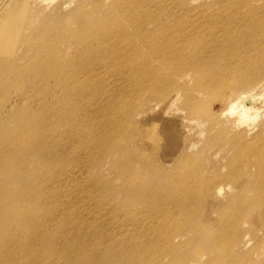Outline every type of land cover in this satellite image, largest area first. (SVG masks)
Returning <instances> with one entry per match:
<instances>
[{
    "label": "bare ground",
    "instance_id": "6f19581e",
    "mask_svg": "<svg viewBox=\"0 0 264 264\" xmlns=\"http://www.w3.org/2000/svg\"><path fill=\"white\" fill-rule=\"evenodd\" d=\"M221 5L0 0V264H264V0Z\"/></svg>",
    "mask_w": 264,
    "mask_h": 264
},
{
    "label": "rangeland",
    "instance_id": "374dc122",
    "mask_svg": "<svg viewBox=\"0 0 264 264\" xmlns=\"http://www.w3.org/2000/svg\"><path fill=\"white\" fill-rule=\"evenodd\" d=\"M203 2H204V3H207V2H208V3H214V4H216V5H221V3L223 2V0H203ZM54 4H56V3H54ZM221 6H222V5H221ZM211 61H213V59H212V58H209V60L207 61V64L210 63ZM188 87H194V86L188 84ZM221 88H222V86H221V87H217V88H215V89H214V92H215L216 94H218V93L220 92ZM227 91H228V93H231V90H230V89H227ZM10 93H12V91H11ZM13 95H15V94L12 93V94H11V98H12ZM18 97H19V96H17V98H18ZM147 97L150 98L149 96H147ZM11 101H12V100H11ZM12 102H13V101H12ZM23 102H24V100H23L22 98H20V99H18V103H17V104H21V103H23ZM4 103H6V101H5ZM259 105L261 106V109H264V103L261 102V104H259ZM214 106H215V109H216V110H220V108H221L222 106H224V105H222L221 100L218 99V100L215 102V105H214ZM15 108H16V107H14L13 109L15 110ZM11 111H12V108H10V107L8 106V103H7L6 105H4V104H0V112H2L4 115H6V114H10ZM171 116H172V115H170V116L167 117V118L171 119V118H172ZM149 118H150V119H151V118L154 119V121L150 120V124H151L152 126H161V127L163 128V133H164V131H165V129H166L165 127L169 126V122L165 120V117H164L163 114H161V112H156V111H154V112H152V113L149 114Z\"/></svg>",
    "mask_w": 264,
    "mask_h": 264
}]
</instances>
